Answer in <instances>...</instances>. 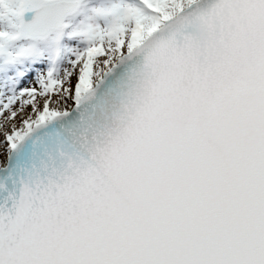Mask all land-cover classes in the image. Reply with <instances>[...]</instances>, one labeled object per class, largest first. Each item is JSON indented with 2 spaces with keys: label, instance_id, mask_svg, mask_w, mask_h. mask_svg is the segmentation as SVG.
Returning <instances> with one entry per match:
<instances>
[{
  "label": "snow or ice",
  "instance_id": "snow-or-ice-1",
  "mask_svg": "<svg viewBox=\"0 0 264 264\" xmlns=\"http://www.w3.org/2000/svg\"><path fill=\"white\" fill-rule=\"evenodd\" d=\"M0 264H264V0H0Z\"/></svg>",
  "mask_w": 264,
  "mask_h": 264
}]
</instances>
